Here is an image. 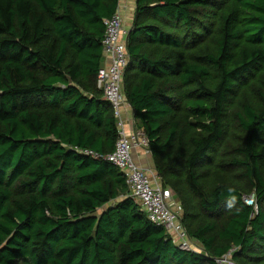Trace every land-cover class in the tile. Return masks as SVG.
<instances>
[{
  "label": "trees",
  "instance_id": "1",
  "mask_svg": "<svg viewBox=\"0 0 264 264\" xmlns=\"http://www.w3.org/2000/svg\"><path fill=\"white\" fill-rule=\"evenodd\" d=\"M117 7L0 0V264H215L232 248L264 264V0H135L124 98L193 252L103 158L118 122L96 74Z\"/></svg>",
  "mask_w": 264,
  "mask_h": 264
},
{
  "label": "built area",
  "instance_id": "2",
  "mask_svg": "<svg viewBox=\"0 0 264 264\" xmlns=\"http://www.w3.org/2000/svg\"><path fill=\"white\" fill-rule=\"evenodd\" d=\"M105 34L102 39L104 64L96 74V86L102 92L103 98L111 105L117 118L118 136L112 153L103 158L121 170L129 187L130 197L145 213L148 220L161 226L166 234L173 237L177 246L184 251H197L181 222L182 209L172 200L169 189L161 186L158 176L148 168L138 166L132 156L135 148H142L148 153V140L144 133L137 129L134 120L126 129V122L121 116L125 103L123 92V77L129 61L126 38L128 30L123 27L119 14L105 22ZM84 154L98 158L99 155L84 151ZM244 201L254 207L257 206L252 196L244 197ZM232 248L215 259V264H237L232 259Z\"/></svg>",
  "mask_w": 264,
  "mask_h": 264
},
{
  "label": "crops",
  "instance_id": "3",
  "mask_svg": "<svg viewBox=\"0 0 264 264\" xmlns=\"http://www.w3.org/2000/svg\"><path fill=\"white\" fill-rule=\"evenodd\" d=\"M117 11H118L119 16L122 19L123 27L126 30H129L131 23H132L134 11H135V0H118ZM122 114H123V117L125 118L124 120L126 122V129L131 128L130 122L133 119V117H132L133 114H132V110H131L130 106L127 104L126 101H125V105L123 106V113ZM132 156H133L135 163L138 166H140L142 168H148L149 170L154 172V169L152 167V159H151V156L149 153H146L142 148H135L132 151ZM159 182H160V180H159ZM172 197H173V195H172ZM173 201L175 202L176 205L179 204L177 199H175Z\"/></svg>",
  "mask_w": 264,
  "mask_h": 264
},
{
  "label": "clouds",
  "instance_id": "4",
  "mask_svg": "<svg viewBox=\"0 0 264 264\" xmlns=\"http://www.w3.org/2000/svg\"><path fill=\"white\" fill-rule=\"evenodd\" d=\"M249 196H252L253 197V199L255 200V198H254V195L253 194H251V195H249ZM249 196H243V200H244V197H249ZM245 202V201H244ZM246 203V202H245ZM255 203H256V201H255ZM247 204V203H246ZM248 205V204H247ZM251 206V205H250ZM257 206V205H256ZM254 208V207H253ZM254 210V209H253ZM255 212V211H254ZM256 213V212H255Z\"/></svg>",
  "mask_w": 264,
  "mask_h": 264
},
{
  "label": "rangeland",
  "instance_id": "5",
  "mask_svg": "<svg viewBox=\"0 0 264 264\" xmlns=\"http://www.w3.org/2000/svg\"><path fill=\"white\" fill-rule=\"evenodd\" d=\"M124 105H125V103H124ZM122 113H123V110H122V112H121V116H122L123 119H125V118L123 117V114H122ZM154 172H155V170H154ZM155 174H156V172H155ZM156 175H157V174H156ZM158 178H159V177H158ZM159 180H160V178H159ZM170 191H171V190H170ZM171 194L174 196V193H173L172 191H171Z\"/></svg>",
  "mask_w": 264,
  "mask_h": 264
}]
</instances>
